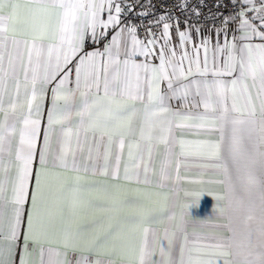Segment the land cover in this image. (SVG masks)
I'll return each mask as SVG.
<instances>
[{
	"label": "snow or ice",
	"instance_id": "obj_1",
	"mask_svg": "<svg viewBox=\"0 0 264 264\" xmlns=\"http://www.w3.org/2000/svg\"><path fill=\"white\" fill-rule=\"evenodd\" d=\"M233 3L239 11L224 17L215 29L217 37L223 35V43L219 39L215 43L211 70L217 79L205 82V93L200 91L201 81H191L204 109L193 116L173 111L169 102L182 100L186 105L190 85L180 82L209 72L211 39L201 35L199 26L185 21L181 30L177 20L174 43L172 17L160 15L149 22L141 39L138 26L128 23L125 12L135 5L124 0H28L23 6L0 0V264H6L5 253L15 255L21 241L19 264H37V249L38 264H73V254L75 264H115L112 257H119L121 264H213L215 257L219 264L220 257L229 256L231 264H264V0ZM179 6L187 8V0ZM194 14L200 15L196 10ZM229 24L235 25L231 40ZM161 25L157 34L153 28ZM110 30L114 34L103 51H85L86 39L98 44ZM255 38L260 43H253ZM137 57L143 60L138 62ZM74 59L78 60L75 87H70L69 66ZM21 76L24 101L19 98ZM49 85H53L52 105L35 169L42 101ZM10 86L15 97L5 108L3 98ZM137 117H141L138 138L133 127ZM192 120L198 123H187ZM18 124L19 141L13 149ZM174 127L220 133L219 141L180 140L178 156L195 157L201 173L212 169L223 177L188 181L225 185L226 192L211 193L218 202L253 207L259 202L258 244L233 254L220 237L189 235L185 212L177 222L172 208L182 179L180 165L173 169L169 159L157 172L151 164L156 143L165 145L169 158L173 155ZM157 130L160 134L154 135ZM193 143L194 148L186 149ZM125 148L130 163L124 164L121 177ZM49 156L51 167L70 174L68 189L55 194L45 183ZM89 174L92 179L86 180ZM121 179L143 188L108 182ZM84 184L93 190L88 198L79 194ZM64 191L69 195L63 197ZM216 211L223 215L226 209L218 204ZM153 223L164 226L152 227ZM224 264H229L227 259Z\"/></svg>",
	"mask_w": 264,
	"mask_h": 264
},
{
	"label": "crops",
	"instance_id": "obj_2",
	"mask_svg": "<svg viewBox=\"0 0 264 264\" xmlns=\"http://www.w3.org/2000/svg\"><path fill=\"white\" fill-rule=\"evenodd\" d=\"M14 2L23 5H26L28 3V0H14ZM257 4H259V0H257ZM23 7L21 8L20 12L23 14ZM103 18H107V14H103ZM181 30H185V27L179 26ZM229 34L228 39H232V29L235 28L234 24H229ZM201 29V35H207L211 39V43L209 45V52H208V67L209 72L206 76L201 77L198 74H194L193 76H190L188 80L181 81L182 84H189L190 85V95L188 98V102L185 105V103L182 100H171L170 106L173 111H181L185 114H191L196 115L198 113H203V105L200 103V96L196 95V84H192V80L201 81L199 87L201 93H205L207 91L206 83L211 84V82L214 79H217L216 77H213L211 74V70L213 69V57L215 55V43L217 39L220 40L221 43H223V35L220 37L216 36L215 29L216 28H210V27H200ZM162 30L159 29V31ZM159 31L157 34H159ZM172 35H173V42H177L176 37V27L173 25V28L171 29ZM114 34V33H113ZM239 35V33H236ZM193 39L197 40L196 33L193 31ZM253 43H260L258 38H255ZM198 43V40H197ZM159 47V44L157 45V48ZM192 45L189 44L188 48L191 50ZM104 46L102 47H94L90 51H94L99 49L100 51H103ZM10 50V46H9ZM201 62H203L204 52L203 49H201L200 52ZM25 62H27V54L25 53ZM123 58V57H122ZM137 61L143 60V57H137ZM223 56L220 57V61L222 62ZM78 62V60L74 59L72 61V64L69 66L71 69L70 73V80L72 83L69 85L70 87H75V64ZM158 60H153V63L158 64ZM203 66V64H202ZM217 67H219V64H217ZM5 68H7V57L5 59ZM110 69V74H111ZM123 69L121 68V72ZM63 75V73H61ZM235 75V74H234ZM59 79V77H58ZM220 79H230L228 77H220ZM206 82V83H205ZM55 82H53L54 84ZM39 88V85L37 86ZM53 85L48 86V90L45 94V97L42 101L43 105V114L41 117V131L40 136L38 138V144H37V156L34 161V168H39L38 163V153L39 148L43 145V134L44 130L47 127V114L48 110L51 108L52 105V93L51 88ZM102 94V93H101ZM30 85H29V98H30ZM15 97V88L10 86L9 92L5 94L3 98V103L5 108L8 107L11 100ZM20 101L25 100V88L23 85V78L21 76V88H20ZM77 102H79V97H77ZM138 108H141L142 106L137 104ZM3 114L0 113V119H2ZM76 117L73 116V120H75ZM141 123V117L134 118L133 120V127L137 131L138 138L139 135V127ZM175 124L176 121H173ZM187 123L195 124L198 123L196 120L187 121ZM19 128L20 125H17V132L13 139V149L15 148V145L19 141ZM159 131L157 130L154 135H159ZM173 134L176 137V144L173 150V155L169 158L167 156V149L164 144L156 143L153 151V157H152V167L159 172L161 166L166 163L169 159L171 160V167L174 169L177 164L180 165V176H181V182L178 186V191L175 194V204L172 208V211L175 213L177 222L180 219L181 211L185 212L186 215L184 216L185 221V229L189 235H191L193 232H198L204 235H214L217 237L222 238V242L228 246V250L231 253H235L237 251H246L250 245H256L259 242L260 238V230L262 227L261 224V218H260V211H259V202H255V206H249L247 204L245 205H239L235 203H230L228 200H221L217 201L215 196L211 193H224L226 192V186L218 183H204V184H193L189 183L188 181L197 177H202L205 181H219L223 179L222 176L216 174V172L212 169L207 170L206 172L201 173L200 169L197 166V160L195 157L189 156V157H180L178 156L179 152L181 151L179 141L184 140L186 142H203V141H219L220 140V133L214 132V133H206L202 130H198L196 128H173ZM53 145L55 146V136H53ZM94 142L90 139L89 144H93ZM242 146H247V141L245 140L243 142ZM195 143L186 145V149L194 148ZM103 150V149H102ZM85 157H87V146H85ZM51 156H49L50 161V167H49V174L45 179V183L51 188L53 193H59V190L61 188L68 189L69 187V181L68 176L69 173H65L62 168L59 167H51ZM7 163V160L5 161ZM125 163H130L127 158V148L124 150V157L123 161L120 166V175L123 177V168ZM81 175H84L81 173ZM0 176H2V173H0ZM86 180L92 179L90 174L85 177ZM95 179L102 180L103 177H96ZM109 183H121L126 184V186L129 189H135L137 187L143 188V185L137 186L134 183L128 184L123 179L120 181H108ZM32 187L34 188V181L32 183ZM200 193H203L200 195ZM81 196L84 198H88L90 195L93 194V190L89 188L87 184L82 185L80 189ZM69 195L68 191H64L62 196L66 197ZM154 199V198H153ZM225 208L226 211L223 215L219 214L216 209L217 206ZM30 206V205H29ZM57 205H53L55 208ZM66 210V209H65ZM8 212L6 210L5 213V220H7ZM251 217V218H250ZM152 227L156 228H163V224L160 223H153L151 225ZM24 230L26 231V221L24 224ZM21 247L17 248L15 251V255L12 257H9L7 253L4 255V259L6 261V264H19L20 257L22 255V241ZM53 247H56L55 244L52 245ZM48 245H45V249H47ZM174 256L178 259V250L174 252ZM45 258H47V251H45ZM157 259L159 256L157 255ZM112 259L115 261V264H121L119 257H112ZM228 260L229 264H231V261L233 259V256L229 257H220L219 258V264H224L225 260ZM36 261L38 264L39 261V251L37 249L36 254ZM73 264H75V255L73 254ZM213 264H216V258H213Z\"/></svg>",
	"mask_w": 264,
	"mask_h": 264
},
{
	"label": "built area",
	"instance_id": "obj_3",
	"mask_svg": "<svg viewBox=\"0 0 264 264\" xmlns=\"http://www.w3.org/2000/svg\"><path fill=\"white\" fill-rule=\"evenodd\" d=\"M126 4H134L135 8L129 12L125 9L128 16V23L138 26V35L141 39L147 28L150 26L149 22L154 21L160 15H168L172 17L169 21L172 25H176L177 20L179 26L186 28L187 21L189 24L199 27L218 28L222 25V20L226 16H230L239 11V5L233 3V0H187V8L179 6L181 0H124ZM150 7H147L149 6ZM194 10L199 11L200 15L194 14ZM147 11L149 15L143 16L138 13ZM162 28V25L159 29ZM159 29L153 28L154 31ZM111 32L107 39L96 44L90 38L85 40L84 49L90 51L94 47H102L109 42Z\"/></svg>",
	"mask_w": 264,
	"mask_h": 264
}]
</instances>
